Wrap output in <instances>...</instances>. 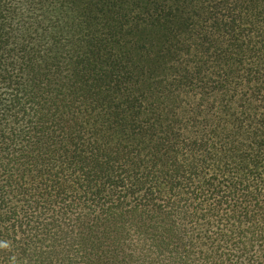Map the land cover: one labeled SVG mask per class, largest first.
<instances>
[{
    "label": "trees",
    "instance_id": "trees-1",
    "mask_svg": "<svg viewBox=\"0 0 264 264\" xmlns=\"http://www.w3.org/2000/svg\"><path fill=\"white\" fill-rule=\"evenodd\" d=\"M190 1L149 0L167 73L117 100L75 0H0V264H264V0ZM66 96L110 124L44 153Z\"/></svg>",
    "mask_w": 264,
    "mask_h": 264
},
{
    "label": "rangeland",
    "instance_id": "rangeland-1",
    "mask_svg": "<svg viewBox=\"0 0 264 264\" xmlns=\"http://www.w3.org/2000/svg\"><path fill=\"white\" fill-rule=\"evenodd\" d=\"M72 5L79 11L86 10L80 20L77 43L84 44L81 41L96 38L90 48L94 51L99 45L102 48L99 51L102 55L89 57L91 63L112 70V61H119L140 79V85L132 81L127 83L117 100L138 89L149 93L161 88L157 84L167 73L168 50L175 41L176 32L168 24L145 26L147 16L144 9L148 7L149 0H75ZM122 71L119 68L120 74ZM91 107L88 103L75 102L72 97H63L55 128L50 127L48 132V136L55 132L58 139L54 144L43 141V152L67 155L65 151H72V147L62 142H72L80 134L88 141L102 138L110 122L106 113L92 111Z\"/></svg>",
    "mask_w": 264,
    "mask_h": 264
}]
</instances>
